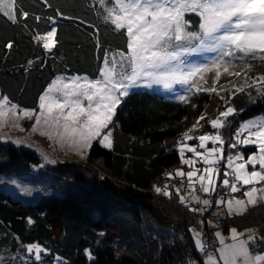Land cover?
Here are the masks:
<instances>
[{"label": "snow or ice", "instance_id": "1", "mask_svg": "<svg viewBox=\"0 0 264 264\" xmlns=\"http://www.w3.org/2000/svg\"><path fill=\"white\" fill-rule=\"evenodd\" d=\"M78 6L91 10L98 23L65 11ZM61 19H79L93 30L90 39L97 50L94 73L54 75L39 92L34 107H22L0 92V141L27 144L26 139L12 136L13 129L38 133L66 155L71 152L84 158L94 142L113 148L114 117L134 90L160 86L172 92L179 85L184 94L176 98L184 103H189V94L214 93L223 102V110L218 109L214 117L201 112L176 142L181 164L188 167L167 171L164 176L179 177V183L166 180L153 188L164 197L177 196L190 213L201 217L188 231L203 259H189L187 264H264V235L257 236L255 228L231 227L228 235L217 230L211 246L204 236L205 227L219 229L218 220L243 215L250 205L264 206V114L242 120L227 144L221 131L229 126L230 116L245 111L230 103L232 97L245 94L250 102L259 98V103H264V72L254 71V62L264 66V0H64L55 5L52 0H29L28 5L23 0H0V21L16 29L15 35L28 36L44 57L50 54L54 60ZM100 24L120 37L121 43L102 45ZM14 45L11 37L0 44L9 50L5 57ZM44 57L27 59L20 67L28 73L39 62L42 69L47 62ZM209 73L211 86H202L208 84ZM222 76L229 78L227 89L219 84ZM202 121L212 130L198 133L204 127ZM22 122H31L30 128L25 129ZM247 146H255V150L245 156ZM37 151L45 164L57 163L54 152L39 147ZM197 161H202V168L196 166ZM2 183L9 197L16 196L9 185L32 196L33 189L17 179L9 177ZM213 204L217 210L205 220L204 214ZM27 223L34 221L29 217ZM12 235L19 244L17 253L7 260L0 256V264H16L25 251L34 256L33 264H43L47 247L39 242L23 244ZM85 251L91 258V252ZM55 260L56 264H70L58 256ZM21 264H27V257Z\"/></svg>", "mask_w": 264, "mask_h": 264}, {"label": "trees", "instance_id": "2", "mask_svg": "<svg viewBox=\"0 0 264 264\" xmlns=\"http://www.w3.org/2000/svg\"><path fill=\"white\" fill-rule=\"evenodd\" d=\"M63 2L52 0L54 5ZM23 3L28 5L29 0ZM36 10H40L39 4ZM44 11L52 13V9ZM65 11L98 23L94 13L85 7H68ZM92 31L79 19H61L53 48L54 60L50 54L44 57L28 36L15 35L16 29L0 21V44L7 37L15 40L7 57L5 53L9 50L0 48V92L22 107H34L39 92L54 75H92L97 55L90 39ZM99 35L102 45L115 47L121 43V38L106 31L103 24ZM36 56L46 59L45 67L41 69L37 62L25 73L20 65ZM254 71L264 72V66L254 62ZM211 76L209 73L208 84L202 86H211ZM227 79L222 76L219 81L225 89ZM157 87L134 90L124 99L114 117L113 135L117 139L113 148L94 142L86 163L64 162L61 166L58 163L35 169L41 158L33 150L0 143V256L7 260L17 253L19 244L13 238L14 233L23 244L39 242L49 249L43 264H52L57 256L70 264H187L189 259H203L188 231L201 217L190 213L177 196L167 198L157 194L153 185H163L166 180L177 183L176 177L166 178L164 173L183 166L175 147L180 134L201 112H206L215 97L219 110H223L224 104L216 94L205 92L189 94V103H184L176 98L184 90L167 92ZM230 103L245 111L230 116L229 126L221 130L226 144L242 120L264 114V103H259V98L253 103L247 95L237 94ZM211 130L210 125L204 124L197 131ZM252 150L255 146H247L245 156ZM9 177L31 187L32 196L11 185L16 196H7L2 182ZM213 213L214 206L204 214L205 220ZM29 217L34 221L31 225L27 223ZM217 222L225 232L231 226L256 227L264 235V206L251 205L243 215ZM204 233L205 237L213 235L211 240L206 238L213 243L214 228L205 227ZM24 257L27 264L33 263L32 254L25 251L21 260ZM21 260L16 264H21Z\"/></svg>", "mask_w": 264, "mask_h": 264}, {"label": "rangeland", "instance_id": "3", "mask_svg": "<svg viewBox=\"0 0 264 264\" xmlns=\"http://www.w3.org/2000/svg\"><path fill=\"white\" fill-rule=\"evenodd\" d=\"M154 87H157V86H154ZM159 87V86H158ZM157 87V88H158ZM160 89H163L162 87H160ZM183 90V88L181 87V86H179V85H176V86H174V89H173V91L172 92H174V91H178V90ZM179 90V91H180ZM164 91H167V90H165L164 89ZM168 92V91H167ZM179 94V93H178ZM219 104H218V98H214L213 99V102L210 104V106L208 107V109L206 110V113H207V116H213V114H217V109H219V106H218ZM214 117V116H213ZM207 119V118H206ZM30 123L31 122H22V124H23V126L25 127V129H29L30 128ZM202 124H204V122L202 121L201 122ZM12 136L15 138L16 136H20V137H22V138H24V139H26L27 140V144H31L32 145V147H29V146H27V144H24V145H16V144H14V143H12V141L11 140H8V141H0V143H3L2 144V146L4 145V144H9V143H11V144H14V146H17V147H25V148H29V149H31V150H33L35 153H37L39 156H40V154H39V152L37 151V148L39 147V148H42L43 150H45V151H47V152H50V153H53L54 152V158L57 160V163L56 164H58V163H60V166L64 163V162H75V163H86V161H88L87 160V158H88V153H89V151H88V153H87V155L84 157V158H81L80 156H78V155H76V154H74V153H71V152H69L67 155L65 154V150H63V149H59V147L58 146H56V145H53V144H51V142L50 141H48L47 140V138L46 137H41L38 133L37 134H33V135H29V132L28 131H25V132H23V133H21V132H19V130H15V129H13L12 130ZM113 137H114V141L117 139V137L116 136H114L113 135ZM177 142V141H176ZM188 143H190V142H188ZM209 147L211 146V142H209V145H208ZM192 154L191 153H186V156H191ZM225 156H226V153H225ZM41 158V157H40ZM56 164H54V165H56ZM41 165H43L42 167H41ZM86 167H87V164H84ZM50 166H53V164H45L44 163V161L41 159V162H40V164L37 166V168H35V169H44V168H46V167H50ZM197 167H201L202 168V166H203V163H202V161H197V165H196ZM187 165H183L182 166V168H184L185 170L187 169ZM222 167H223V165H222ZM258 167V166H257ZM101 168V167H100ZM174 181H177V183L176 184H178L179 183V181H180V178L179 177H176V180H174ZM168 182L169 183H171V181H169L168 180ZM172 183H174V182H172ZM220 183V179L219 178H217V184H219ZM247 187V186H246ZM51 192H52V190H50ZM220 194H224V193H220ZM202 195H206V194H202ZM175 196V195H174ZM213 206H214V208H215V212H216V210H217V206L215 205V204H213ZM251 206V205H250ZM250 206H248V208H247V210L249 209V207ZM247 210L245 211V212H247ZM244 212V213H245ZM209 217H212V216H209ZM198 220V219H197ZM220 222V221H219ZM218 223V222H217ZM196 224H192L191 226H195ZM222 225L221 224H219V229H217V228H214V232L215 231H217V230H220V231H222L223 232V234L225 233L224 231H223V228L221 227ZM233 227H236V226H233ZM238 228V227H237ZM244 229V228H243ZM205 234V233H204ZM257 236H260V235H263L262 234V231H260L259 229H258V231H257ZM206 238H209L210 240L213 238V235H212V237H210V235L209 236H206ZM208 244H209V246H211L212 245V242H208ZM31 264H33V263H31ZM52 264H56V260H54L53 261V263Z\"/></svg>", "mask_w": 264, "mask_h": 264}, {"label": "crops", "instance_id": "4", "mask_svg": "<svg viewBox=\"0 0 264 264\" xmlns=\"http://www.w3.org/2000/svg\"><path fill=\"white\" fill-rule=\"evenodd\" d=\"M231 227H233V226H231ZM231 227H230V228H231ZM252 228H255V229H257L256 227H252ZM238 229H239V228H238ZM244 229H245V228H244ZM239 230H243V229H239ZM257 230H258V229H257ZM223 231H224V230H223ZM224 232H225V231H224ZM224 235H228V231H227V232H225V233H224Z\"/></svg>", "mask_w": 264, "mask_h": 264}]
</instances>
